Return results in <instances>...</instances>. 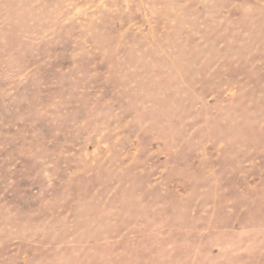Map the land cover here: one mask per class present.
Wrapping results in <instances>:
<instances>
[{
  "label": "rangeland",
  "instance_id": "obj_1",
  "mask_svg": "<svg viewBox=\"0 0 264 264\" xmlns=\"http://www.w3.org/2000/svg\"><path fill=\"white\" fill-rule=\"evenodd\" d=\"M0 264H264V0H0Z\"/></svg>",
  "mask_w": 264,
  "mask_h": 264
}]
</instances>
